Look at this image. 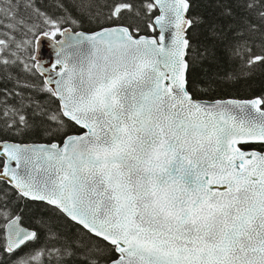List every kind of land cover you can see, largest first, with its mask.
<instances>
[{"label":"snow or ice","instance_id":"6c2138e0","mask_svg":"<svg viewBox=\"0 0 264 264\" xmlns=\"http://www.w3.org/2000/svg\"><path fill=\"white\" fill-rule=\"evenodd\" d=\"M245 6L260 8L264 21V0ZM74 7L100 15L91 0ZM106 7L108 26L97 32L69 34L45 16L49 30L33 33L32 59L47 75L41 90L58 100L47 119L57 131L74 124L81 134L49 146L0 139V180L75 231L61 232L41 218L51 247L24 252L39 232L24 227L0 196V248L21 253L14 264H45L53 255L56 264L70 257L81 264H264V152L246 148L264 145V98H194L187 77L198 59L188 37L196 23L187 15L190 0H141L150 36L111 23L125 12L141 14L128 0ZM13 19V30L26 24L15 13ZM44 39L53 41L50 61L39 51ZM242 52L251 49L234 46L232 54ZM9 54L17 57L0 39V65L16 62ZM258 63L264 55L245 60L248 69ZM12 125L32 126L20 109H12L5 127Z\"/></svg>","mask_w":264,"mask_h":264},{"label":"trees","instance_id":"16d2710c","mask_svg":"<svg viewBox=\"0 0 264 264\" xmlns=\"http://www.w3.org/2000/svg\"><path fill=\"white\" fill-rule=\"evenodd\" d=\"M80 2L81 0H0V9H3L0 12V20L3 21L0 24V39L9 41L11 51L18 57L9 54V60L15 59L16 62L7 66L0 65V113L5 110L10 113L8 117L0 115V139L14 143L62 144L66 136L81 134L80 127L74 124L57 131L54 123L47 119L48 112L57 110L58 100L41 90L45 81L38 74L34 67L36 61L32 59L39 34L37 30H49V26L44 24L45 16L60 20L62 28H71L75 32L94 33L108 26L109 22L105 19L108 11L106 5H110L112 0H91L94 10L100 13L97 18H90L78 11L74 4ZM128 2L141 14L136 16L133 12H125L122 19L111 23L131 24L139 27L142 35H153L147 27L150 17L144 14L141 0ZM246 2L247 0H190L189 17L196 23L189 30L188 37L198 54V59L188 72L189 91L194 98L208 101L264 98V63H258L251 69L245 66L248 55H264V21L258 15L261 9H248ZM27 3H32L43 15L38 16L33 8L26 7ZM9 8L26 24L13 30L12 25L16 24V20L9 21V16L12 15ZM28 28H32V32ZM16 44L22 47L17 48ZM239 45L250 48L251 53L242 52L240 57H236L232 54L233 48ZM25 63L32 71L25 69ZM12 109L25 112L32 126L5 127L6 123L11 122ZM246 148L264 152L262 144H249ZM0 196H5L10 210L22 216L24 226L39 232L40 239L24 248V252L45 245L51 247L45 240L41 224L38 223L41 218L55 221L56 228L61 232H67L72 227L46 205L18 198L16 192L2 180ZM72 231H75L74 227ZM19 255L20 252L8 254L0 248V264H14ZM49 261L56 264L55 255L46 259L45 264H49ZM62 264L81 262L77 257H70L64 258Z\"/></svg>","mask_w":264,"mask_h":264},{"label":"water","instance_id":"95a60500","mask_svg":"<svg viewBox=\"0 0 264 264\" xmlns=\"http://www.w3.org/2000/svg\"><path fill=\"white\" fill-rule=\"evenodd\" d=\"M187 15L189 16V12H188ZM66 30H67V32L69 34H74V33L91 34V33H86V32H83V31L75 32L71 28H67ZM188 35H189V31H188ZM64 38H65L64 36H61L57 41L63 40ZM50 43H53V41H51L50 39H44L43 42H42V48L39 50L41 55L44 57L45 61H50L52 59V49L49 46ZM36 51H37V42H36ZM36 68H37V71L39 73L40 72V68H39L38 63H37V67ZM57 70H58V68H57ZM42 77L44 78L45 81L47 80V75H43ZM187 77H188V74H187ZM52 86L54 87V85H52ZM197 100H199V99H197ZM225 100H230V99H225ZM225 100H221V101H225ZM236 100L244 101V100H251V99H236ZM200 101L205 102V103L214 102V101H206V100H200ZM10 143H14V142H10ZM17 144L27 145V146H41V145L49 146V145H51V144H48V143H17ZM57 144H60V143H57ZM252 144H259V143H252ZM24 227H26V226H24ZM26 228H28V227H26Z\"/></svg>","mask_w":264,"mask_h":264}]
</instances>
